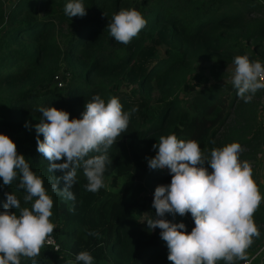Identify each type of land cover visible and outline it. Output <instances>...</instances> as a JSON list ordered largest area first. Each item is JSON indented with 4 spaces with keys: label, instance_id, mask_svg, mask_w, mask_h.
<instances>
[{
    "label": "trees",
    "instance_id": "16d2710c",
    "mask_svg": "<svg viewBox=\"0 0 264 264\" xmlns=\"http://www.w3.org/2000/svg\"><path fill=\"white\" fill-rule=\"evenodd\" d=\"M68 2L0 0V134L16 144L53 200L51 236L59 247L43 246L37 264H67L82 251L94 264H171L161 230L149 229L146 221L155 216V188L169 185L172 177L167 168L149 169L146 158H153L158 151L153 145L170 134L197 141L205 156L233 142L248 147L254 142L258 132L251 129V118L264 89L245 103L231 77L238 55L264 63V0H82L87 11L82 18L65 14ZM121 9H136L147 21L127 45L107 28ZM60 69L65 75L59 89L52 80ZM95 95L105 102L117 97L125 112L139 110L107 150L112 164L105 186L87 191L79 169L71 189L75 200H67L52 191L54 177L64 173L49 172L37 151L38 110L51 106L79 119ZM98 154L103 153L89 155ZM19 182L18 176L4 186L0 178V212L5 193L31 210L34 200L25 202ZM58 187H65L62 179ZM9 211L19 215L20 209ZM186 216L194 228L191 213ZM253 218L260 236L247 253L264 241L263 199Z\"/></svg>",
    "mask_w": 264,
    "mask_h": 264
},
{
    "label": "clouds",
    "instance_id": "9594fccd",
    "mask_svg": "<svg viewBox=\"0 0 264 264\" xmlns=\"http://www.w3.org/2000/svg\"><path fill=\"white\" fill-rule=\"evenodd\" d=\"M64 12L70 18L87 15L82 0H69ZM146 24L136 9H121L107 28L116 42L127 45ZM233 63L231 83L238 97L249 103L258 90L264 89V64L250 60L247 55L236 56ZM138 110L133 107L125 112L117 97L105 102L99 95L85 104L79 119H70L64 110L41 107L38 111L42 117L35 126L37 151L48 161L49 172L64 173L62 177H54L52 191L74 201L71 189L79 169L86 177L87 191L95 193L103 188L104 173L112 164L107 150L127 130L132 113ZM153 148L158 151L153 158H146L149 169L167 168L172 178L169 185L155 188L152 203L155 216L146 222L149 229L161 230L160 237L167 244V259L171 264H218L219 261L251 264L247 250L254 238L260 236L253 217L264 197L253 179L251 164L239 159L241 145L233 142L214 148L210 156H205L197 141L179 140L170 134L161 136ZM18 176V187L26 192L25 202L34 200V203L31 210L21 209L17 197L5 193L7 203L0 212V264H21L22 256L37 264L36 258L55 228L50 222L53 200L28 160L18 154L16 144L0 134L3 185H11ZM61 179L65 182L63 190L58 187ZM12 206L20 209L19 215L9 211ZM187 213H191L195 224L190 234L184 223L165 219L166 214L183 217ZM89 235L98 237L99 233L89 232ZM67 264H94V259L88 251H82Z\"/></svg>",
    "mask_w": 264,
    "mask_h": 264
},
{
    "label": "rangeland",
    "instance_id": "374dc122",
    "mask_svg": "<svg viewBox=\"0 0 264 264\" xmlns=\"http://www.w3.org/2000/svg\"><path fill=\"white\" fill-rule=\"evenodd\" d=\"M5 2L11 1V0H3ZM63 69V68H61ZM56 73L59 78H61V87H58L59 89L63 87V74L65 75V72L61 70ZM55 82L52 80V87L55 86ZM255 100V98H253ZM256 105L254 109V115L251 118V129H254L257 131L258 136L255 138L254 142L248 147L245 145H242V151L239 155V159L241 162L248 161L253 169V179L258 180L259 182V191L264 197V97L259 98L255 100ZM244 153H246L248 156L243 157ZM264 203V199H263ZM166 219L169 221H172L174 223H185V225L191 229H193V226L191 225V220L188 219V217L185 215L183 217L179 216L178 214L173 217L171 214H166ZM262 246V250H264V241L261 243L260 247ZM261 250V251H262ZM254 250L248 253V256H250ZM263 254H261L258 258L254 260V257L251 264H260L261 258ZM250 258V257H249ZM262 264H264V261L262 260Z\"/></svg>",
    "mask_w": 264,
    "mask_h": 264
},
{
    "label": "built area",
    "instance_id": "2783aa9c",
    "mask_svg": "<svg viewBox=\"0 0 264 264\" xmlns=\"http://www.w3.org/2000/svg\"><path fill=\"white\" fill-rule=\"evenodd\" d=\"M53 81L55 82L57 87H61V78H59L57 74L54 75ZM43 246L50 247L53 250H57L59 247L52 236L49 237L48 241H46ZM249 259L251 260V263H252V258H249ZM239 264H245V261H241Z\"/></svg>",
    "mask_w": 264,
    "mask_h": 264
},
{
    "label": "crops",
    "instance_id": "0c3cea01",
    "mask_svg": "<svg viewBox=\"0 0 264 264\" xmlns=\"http://www.w3.org/2000/svg\"><path fill=\"white\" fill-rule=\"evenodd\" d=\"M262 246L261 247H259L258 249H256L249 257L250 258H252L253 259V257H254V260L256 259V258H258L261 254H263V256H262V258H261V262H260V264H262V260L264 261V250H262ZM254 260H252V261H254Z\"/></svg>",
    "mask_w": 264,
    "mask_h": 264
}]
</instances>
